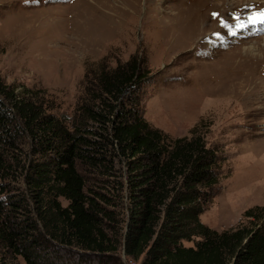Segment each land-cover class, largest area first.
I'll return each instance as SVG.
<instances>
[{
  "label": "trees",
  "instance_id": "trees-1",
  "mask_svg": "<svg viewBox=\"0 0 264 264\" xmlns=\"http://www.w3.org/2000/svg\"><path fill=\"white\" fill-rule=\"evenodd\" d=\"M142 67L90 72L73 115L0 81V264H264V207L201 221L223 158L199 126L171 139L146 121Z\"/></svg>",
  "mask_w": 264,
  "mask_h": 264
},
{
  "label": "rangeland",
  "instance_id": "rangeland-1",
  "mask_svg": "<svg viewBox=\"0 0 264 264\" xmlns=\"http://www.w3.org/2000/svg\"><path fill=\"white\" fill-rule=\"evenodd\" d=\"M262 14L264 0H0V81L73 115L90 72L137 58L146 121L171 139L199 126L223 158L201 221L231 230L264 207Z\"/></svg>",
  "mask_w": 264,
  "mask_h": 264
},
{
  "label": "snow or ice",
  "instance_id": "snow-or-ice-1",
  "mask_svg": "<svg viewBox=\"0 0 264 264\" xmlns=\"http://www.w3.org/2000/svg\"><path fill=\"white\" fill-rule=\"evenodd\" d=\"M249 20L253 23H255L257 20L264 21V14H262L261 16H250ZM232 35H235V33H232Z\"/></svg>",
  "mask_w": 264,
  "mask_h": 264
},
{
  "label": "bare ground",
  "instance_id": "bare-ground-1",
  "mask_svg": "<svg viewBox=\"0 0 264 264\" xmlns=\"http://www.w3.org/2000/svg\"><path fill=\"white\" fill-rule=\"evenodd\" d=\"M213 5V4H212ZM248 22V21H247ZM250 22V21H249ZM248 24V23H247ZM249 28V26L246 27V29Z\"/></svg>",
  "mask_w": 264,
  "mask_h": 264
}]
</instances>
